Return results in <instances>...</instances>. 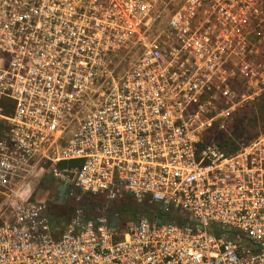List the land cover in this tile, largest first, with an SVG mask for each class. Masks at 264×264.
<instances>
[{
    "label": "built area",
    "instance_id": "1",
    "mask_svg": "<svg viewBox=\"0 0 264 264\" xmlns=\"http://www.w3.org/2000/svg\"><path fill=\"white\" fill-rule=\"evenodd\" d=\"M263 98L264 0H0V264H264ZM44 165L137 221L10 204Z\"/></svg>",
    "mask_w": 264,
    "mask_h": 264
},
{
    "label": "rangeland",
    "instance_id": "2",
    "mask_svg": "<svg viewBox=\"0 0 264 264\" xmlns=\"http://www.w3.org/2000/svg\"><path fill=\"white\" fill-rule=\"evenodd\" d=\"M247 109L253 110L251 114L241 116L246 121V126L251 128V133L258 130V126L264 127V98L258 103H254ZM240 123V122H239ZM236 124V123H235ZM80 198V200H77ZM86 198L79 191H75L74 196H60L57 194V187L54 178L47 166H37L29 170L28 174L20 179L13 188V194L9 198L10 204L29 200L33 202H45L49 209V214L53 220L66 222L77 208L92 210L100 207L105 214L112 217L115 226L121 231L132 226L137 221L138 209L133 200L107 201L103 198H88L90 202L83 200ZM9 212V209L0 208V211Z\"/></svg>",
    "mask_w": 264,
    "mask_h": 264
},
{
    "label": "trees",
    "instance_id": "3",
    "mask_svg": "<svg viewBox=\"0 0 264 264\" xmlns=\"http://www.w3.org/2000/svg\"><path fill=\"white\" fill-rule=\"evenodd\" d=\"M241 120H244V118H242ZM241 120L238 119L236 121L235 128H234L235 129V133L239 132V133L242 134L241 131L244 132L243 124L241 123ZM212 136H214L215 140L218 141L219 147L221 149L227 151V152H233V151H235L238 148V146L234 143V141H232V139L226 137L225 135H221L220 132L214 131V132H212ZM60 166L64 167L65 165L63 163H61ZM85 200L87 202H90V200H88L87 198H85ZM50 217H52V215H50Z\"/></svg>",
    "mask_w": 264,
    "mask_h": 264
},
{
    "label": "water",
    "instance_id": "4",
    "mask_svg": "<svg viewBox=\"0 0 264 264\" xmlns=\"http://www.w3.org/2000/svg\"><path fill=\"white\" fill-rule=\"evenodd\" d=\"M68 192H69V188H67L65 186L60 185L57 187V194L62 196V197L66 196V194H68Z\"/></svg>",
    "mask_w": 264,
    "mask_h": 264
}]
</instances>
